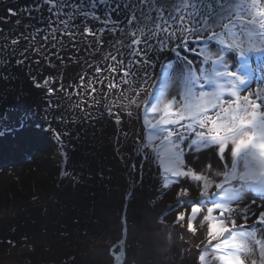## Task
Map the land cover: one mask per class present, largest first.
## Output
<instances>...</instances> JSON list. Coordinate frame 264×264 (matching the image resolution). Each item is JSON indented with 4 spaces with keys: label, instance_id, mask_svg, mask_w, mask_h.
<instances>
[{
    "label": "snow or ice",
    "instance_id": "snow-or-ice-1",
    "mask_svg": "<svg viewBox=\"0 0 264 264\" xmlns=\"http://www.w3.org/2000/svg\"><path fill=\"white\" fill-rule=\"evenodd\" d=\"M38 3L48 6L56 15V22L72 39L76 32L71 31V22L77 15L85 20L100 21L103 25L100 29L91 28L87 23L76 26L82 36L92 37L86 42L89 46L94 44L96 52L102 48L105 32H119L120 37L113 46L115 52L101 57L102 62L110 63L106 67L99 62L93 66L97 75L84 85L83 95L87 97L89 89L91 93L97 91L94 81L107 82L109 94L127 86L119 92L118 100L106 105L105 110L114 116L119 126L121 118L113 108L126 111L130 118L134 115L133 107L137 111L143 108V123L148 132L147 143L142 148L150 150L144 152V160L152 161L153 156L158 160L163 186L168 188L182 179L198 183L199 199L190 202L187 228L196 232L194 221L203 214L199 224L206 225V243L199 255L200 264H213L214 261L218 264H264V238H258V232L264 229V209L257 214L238 207L246 193L264 202V87L258 86L254 91L250 87L253 79L264 83V67L249 76L244 67L232 70L227 59L233 52L240 57L252 52L264 53V2L130 0L124 4V19L119 15L113 19L112 13H118V7L107 8L103 16L96 14L97 3L106 4L108 0H90L92 11L72 6L71 12H64L69 0H38ZM249 26L254 27L250 30ZM58 31L60 28L50 27L43 39H50ZM3 39L8 41L6 36ZM18 42L12 39L10 45ZM213 42L217 48L210 50ZM195 44L202 47L198 49ZM4 47L8 44L0 45V49ZM33 47V44L28 45V49ZM121 48L128 50L126 56ZM181 50L202 56V66L195 67L193 60L182 55ZM165 53L175 55L183 68L175 70L167 56L161 60ZM11 54H16L15 48L11 49ZM19 55L23 57L25 52ZM118 56L125 58L118 59ZM16 63L23 64L24 60L18 59ZM157 63L162 75L158 91L152 92L148 88H157V84L152 83V70ZM244 63L250 64L249 60ZM3 67L5 63L0 62V68ZM0 79L8 80L9 76L0 72ZM80 80L83 84V75ZM51 82L49 78L35 86L52 93ZM170 84L179 85L178 92L173 89L176 94H170ZM93 102H96L95 97ZM19 127H23V122ZM49 131L55 132L51 128ZM55 139L62 143L60 133L55 134ZM210 148L216 149L220 162L225 161L226 152H230L231 166L223 164L222 168H213L209 163L194 169L186 165V152L199 153ZM135 168L136 165H132V170ZM62 175L70 174L63 172ZM188 195L187 188H181L178 193L180 197ZM240 211L245 215L243 223L237 224L234 217ZM249 213L255 217L251 225L248 224ZM177 219L183 221L185 213H179ZM120 259L121 256L116 255V260Z\"/></svg>",
    "mask_w": 264,
    "mask_h": 264
},
{
    "label": "rangeland",
    "instance_id": "rangeland-1",
    "mask_svg": "<svg viewBox=\"0 0 264 264\" xmlns=\"http://www.w3.org/2000/svg\"><path fill=\"white\" fill-rule=\"evenodd\" d=\"M194 46L199 49L202 45ZM216 46L214 43L210 50ZM255 53L247 59L253 71L257 65L264 66V53ZM181 54L193 60L195 67L202 65V56L183 50ZM164 56L173 62L175 70L183 68L172 53L163 54L161 60ZM161 75L157 63L152 70V83L157 88L149 87L148 91H158ZM36 76L38 80L40 75ZM50 87L52 102L62 104V94L55 85ZM124 87L127 86L113 90L106 100L96 97L95 103L91 100L84 106L80 105L85 102L79 100L76 111L71 110L68 116L47 106L41 108L39 114L30 118L31 127H26L28 122L17 127L21 123L13 125L17 122L10 119L6 123L0 118V133L6 125L12 130H4L8 136L12 133L6 144H2L5 138L0 137V264H200L199 255L206 243V225L199 224L203 214L194 221L196 232L187 228L190 202L199 199L198 183L182 179L165 188L158 160L153 172L149 171L151 167L147 169L150 162L144 160V152L150 150L142 148L148 132L143 108L137 111L133 107L131 118L126 111L113 108L120 115L119 126L105 110L106 105L118 100ZM56 133L61 134L62 143L55 139ZM200 155L201 152H186V165L193 167ZM132 165H136L135 170ZM44 167L50 170L46 179L36 181ZM63 172L70 175L64 176ZM181 188L188 189L187 197L178 196ZM145 191L150 194L146 205L150 212L141 220L132 213ZM238 207L258 214L264 202L246 193ZM64 212L66 219L61 215ZM181 212L185 213L183 221L177 219ZM53 213L61 217V230L38 238L43 244L40 247L36 238L28 235L47 231L45 225L51 218L47 217ZM244 215L242 211L237 213V224L243 223ZM254 220L249 213L248 224ZM19 225L23 226L24 236L19 235ZM258 238H264V229L258 232ZM51 250H56L54 257L46 254ZM116 255L121 256L119 261Z\"/></svg>",
    "mask_w": 264,
    "mask_h": 264
},
{
    "label": "bare ground",
    "instance_id": "bare-ground-1",
    "mask_svg": "<svg viewBox=\"0 0 264 264\" xmlns=\"http://www.w3.org/2000/svg\"><path fill=\"white\" fill-rule=\"evenodd\" d=\"M126 2H130V0H118V3L116 0H108V3L106 4L97 3V7L94 11L97 15L103 16L107 8L118 7L119 12L112 13L113 19H116L117 15L120 16V19H124V4ZM233 2H236V0H233ZM262 2H264V0H262ZM72 6H75L76 8L82 7L85 10L92 11L90 7V0H69L68 6L65 7L64 12L73 11ZM29 9L32 11L29 12ZM12 12H15L16 14L12 15ZM152 15L155 16V12H153ZM61 16L64 19H67V16H64L63 13H61ZM56 20V15L48 10V6L38 3V0H0V45L8 44V47L0 49V62L5 63V67L0 68V72L9 76L8 80L0 79V118H2L6 123H8L7 120L12 119V121L17 122L13 125H18L21 122H28L26 127H31L29 124V121L33 119L31 117L39 114L41 108L45 109L46 106L49 109H57L61 111L64 116H68L72 111H76L77 105L75 104H78L79 100L81 103L85 102L80 105L84 106L88 105V102L93 100V97L96 98L101 96L103 100H106L111 96V94L108 93L107 82L99 83L95 81L93 86L97 89V91L95 93H91V90L89 89V95H87V97L82 94L84 85L87 84L88 80L93 79L94 76L97 75L94 73L93 66L99 62L103 67H106L107 64L110 63V61L102 62L101 57L105 53L115 52L113 46L116 40L120 37L119 32L115 34L105 32L102 48L99 52H96L94 51L95 45L93 44L92 46H89L86 42L92 40V37L82 36L76 26L87 23L91 28L100 29L103 27L100 21H92L91 19L85 20L82 16L77 15L71 22V31L76 32L75 39H72L69 35L65 34L64 30L60 27V24L56 22ZM50 27L60 28V31L56 32L50 39H43V37L49 33ZM255 30L257 31V28H255ZM5 36L8 37L7 42L3 39ZM33 37L35 40H33ZM12 39H18V44L10 45V41ZM244 40L247 44V38H244ZM36 41L39 43H36ZM29 44H33L34 47L28 49ZM213 44L214 42L209 47L211 48ZM12 48L16 49L15 55L11 54ZM37 48L40 49V51H37ZM216 48L217 46L213 48V50ZM21 51L25 52L23 57L19 55ZM120 51L126 56L128 50L126 48H121ZM253 53L254 52L249 53L248 56ZM248 56L240 57L236 52L229 53L227 59L230 68L232 70H239L241 67H244L248 75L251 76L253 70L249 68L248 64L244 63V61L248 59ZM123 58L125 57L118 56V59ZM18 59H23L24 63L17 64L16 61ZM200 66L202 65L197 67ZM257 67V70H259L264 66L257 65ZM36 75H40L38 80ZM81 75L84 77L83 84L80 80ZM49 78H51L52 81L49 87L55 85L59 94H62V104H57L55 101L52 102L53 98H51L52 96L46 88H37L35 86L36 83L42 84L45 79ZM40 80L41 82H39ZM258 86L264 87V83H258L255 79H253L250 85L252 90L254 91ZM173 89H176V92H178L179 85L170 84V94H176L173 92ZM106 96L108 97L105 98ZM110 101H112V98ZM50 102L53 103L52 106H50ZM42 122L44 123V120ZM8 127L9 126L7 125L3 126V132H1L3 134H0V137L5 138V141H3L2 144H6L7 139L11 137L12 133L8 136V133L4 131ZM9 140H11V138ZM19 150L20 152L22 151L21 149ZM24 152L26 153L27 151ZM225 155V161L220 162L215 148L204 149L201 151L200 158L193 161V168L201 169L209 163L213 165V168H217L218 166L222 168L223 164H228L230 167V152H226ZM149 162V167L148 165L146 167L148 170L151 167L152 170L149 171L153 172L157 167V160L154 158ZM47 171L50 170L47 169V167H44L39 178L36 177L35 180L37 181L39 179V182H43L46 179L45 175ZM136 200L137 196H135L134 202ZM149 201L150 194L145 191L138 199L137 203L135 202V207L133 208L134 213L132 214L141 220H145V217L150 212V209L148 210L146 206L149 205ZM71 209H73V206ZM61 215L65 218V216H67V212L62 213ZM59 216V214L57 215L53 213L51 216L47 217V219H49V217L51 218L46 222V232L53 231L55 229H53L54 226L61 228L59 226L61 224H58L61 219ZM84 222L87 223L88 221ZM68 223L66 222L65 224Z\"/></svg>",
    "mask_w": 264,
    "mask_h": 264
},
{
    "label": "crops",
    "instance_id": "crops-1",
    "mask_svg": "<svg viewBox=\"0 0 264 264\" xmlns=\"http://www.w3.org/2000/svg\"><path fill=\"white\" fill-rule=\"evenodd\" d=\"M55 228V229H54ZM53 231H49V232H41V233H36V234H34V235H28V236H31V237H35L36 238V241H37V243L39 244V240H38V238H41V237H43L44 235H47V236H50V235H53V234H57L56 232H58L59 230H61L60 228H58L57 226H54L53 227ZM19 230H20V234L19 235H23V231H24V229H23V226L21 225H19ZM55 230H56V232H55ZM18 231V230H17ZM60 232V231H59ZM24 236V235H23ZM40 245V247H41V245H43V244H39ZM56 248H57V246H56ZM58 249V248H57ZM55 253H56V250H51L50 252H46V254L47 255H49V256H53L54 257V255H55Z\"/></svg>",
    "mask_w": 264,
    "mask_h": 264
}]
</instances>
